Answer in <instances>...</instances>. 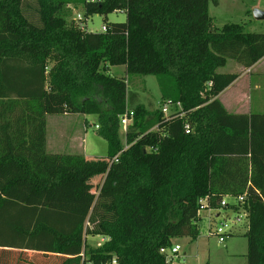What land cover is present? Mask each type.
Masks as SVG:
<instances>
[{
	"label": "trees",
	"instance_id": "1",
	"mask_svg": "<svg viewBox=\"0 0 264 264\" xmlns=\"http://www.w3.org/2000/svg\"><path fill=\"white\" fill-rule=\"evenodd\" d=\"M36 1L38 23L24 0H0V104L33 128L28 147L0 146V264H166L161 248L201 235L200 198L215 209L243 194L233 209L248 211L247 264H264V113H231L218 97L240 76L220 69L262 59L264 32L216 28L209 9L219 0H82L81 21L62 14L73 0ZM118 10L126 20L105 31L80 24ZM116 65L156 76L161 100L185 114L166 119L138 102L108 72ZM67 113L98 116L107 162L46 151L47 116ZM14 122H0L6 137L25 136L10 132ZM88 235L103 244L91 247Z\"/></svg>",
	"mask_w": 264,
	"mask_h": 264
},
{
	"label": "rangeland",
	"instance_id": "2",
	"mask_svg": "<svg viewBox=\"0 0 264 264\" xmlns=\"http://www.w3.org/2000/svg\"><path fill=\"white\" fill-rule=\"evenodd\" d=\"M24 5L26 7V14L29 16L30 20L38 23V13L37 10H35L37 9V1L24 0ZM255 8L264 9V0H219L217 5L210 1L209 10L213 19V24L218 29H221L227 23H240L244 25L246 31L264 32V20H258L254 17L253 11ZM62 14L67 17L69 21H76L79 14L85 18V8L82 0H73L67 4L62 10ZM126 18L127 15L124 10L114 11L107 16L104 14H93L88 17V20L85 21L86 23L84 25L87 24L88 31L101 32L103 31V26L107 22H122L125 21ZM235 63L237 62L233 59H229L227 65L222 67L221 70L234 72L237 70V65ZM110 67V74L115 76L119 75L120 77H125L127 79L128 91L137 94L138 102L144 103L148 106L149 102H151V110L159 109L161 107L163 101L160 100L161 92L156 76L128 74L124 65ZM259 70V73L254 75L253 82H255L256 79L264 77V67H261ZM249 94H252V106L256 107L254 110H263L264 112V86L263 88L261 87V89H253V91L252 88H250ZM89 120L93 121V124H90L87 127V137L94 145L91 153H93L94 156L101 158L102 162L105 163L107 162L105 159L108 158V143L103 137H100L99 134H97L98 129L96 124H98V119L96 115H91ZM72 122L74 123V120H72ZM72 122H70V119L62 120L61 126L63 124L69 125ZM78 122L80 123L81 120H78ZM124 133V129L121 127L120 135L123 141ZM226 200L232 203L235 202L233 197H228ZM229 213L231 218H233L235 213L233 211H229ZM208 214V210L200 211V217L202 218L199 221L201 235L197 240L192 241V238L190 237H181L177 240V242L182 245L183 250H187L189 254L192 255L194 251L196 252L194 259L192 258L190 260V264H201L202 260H206L207 263L210 261L211 264H247L246 253L248 243L247 238L242 234V230L247 227L246 219H242V221L234 227V234L232 236H230L225 242L220 243L216 236L208 234ZM86 239H88V243L91 247H99L104 241L99 235H88ZM38 258L41 262L44 261V264H53L50 261H54V258L49 257ZM188 263L189 262H185V264Z\"/></svg>",
	"mask_w": 264,
	"mask_h": 264
},
{
	"label": "crops",
	"instance_id": "3",
	"mask_svg": "<svg viewBox=\"0 0 264 264\" xmlns=\"http://www.w3.org/2000/svg\"><path fill=\"white\" fill-rule=\"evenodd\" d=\"M235 64L237 65L236 68L237 70L234 72L239 73L240 76L230 86H228L225 90H223L219 94L218 96L219 99L225 105L227 110L231 113H243V114H250L252 112L264 113L263 110H256V111L254 110L256 107L252 106V94H249L250 88H252L253 91V89H261V87L263 88L264 86V79H263L264 77L256 79L255 82H253L254 75L259 73L260 71L259 69L261 67H264V57L249 68H246L245 66H243L238 62ZM109 71H111L110 66L108 67V72ZM144 105L148 109L151 108L150 107L151 102H149V106L146 104ZM19 114H21L19 108H15L14 110H12L0 104V122L4 120L14 119L15 126L10 128V132L12 133L18 130L23 132V134L25 135L22 137L16 136L10 139L6 137L4 133V129L0 127V146L14 145V146L28 147L32 143V140L29 137V135H30V131H32L33 128H31L30 125L27 123L21 127L16 126V124H18L16 123V121ZM91 115L93 114H81V113L49 114L47 116L46 151L48 153H53V154H83L84 156L87 157L94 156V154L91 153V150L94 148L93 142H90L87 137L88 134L87 127L88 125L93 124V121L89 120ZM96 117L98 119L97 115ZM65 118L70 119V122L74 120V123L72 122L69 125L63 124L61 126V121L67 120ZM78 120H81V122L79 123ZM97 125L98 124H96V127ZM98 128L99 127H97V129ZM25 155L27 156V158H32V156L27 152ZM15 171H19V170L15 168L10 171H2V175L6 177H10ZM93 190L94 191L96 190V192H98L97 188H92L91 191ZM246 231H247V227L242 230V234L244 236ZM101 238L102 240H104L102 236ZM178 239L179 238H175L174 241L177 242ZM182 252L184 254L183 257L184 262L186 263L189 262L188 264H190V260L192 258L194 259L196 252L194 251L191 255L188 253L187 250H183V247H182ZM206 263H207L206 260H202L201 262V264H206ZM208 263L211 264L210 261Z\"/></svg>",
	"mask_w": 264,
	"mask_h": 264
},
{
	"label": "built area",
	"instance_id": "4",
	"mask_svg": "<svg viewBox=\"0 0 264 264\" xmlns=\"http://www.w3.org/2000/svg\"><path fill=\"white\" fill-rule=\"evenodd\" d=\"M83 19L84 17L81 14L77 16V20L81 21ZM80 24L82 27L85 26L83 22H81ZM106 29L107 27L106 25H104L103 31H105ZM160 109L163 112V115L166 119H171L173 117H180L185 114L182 104L180 102H175L171 99L162 102ZM133 117H134V111L132 110H127L126 113L121 116V125L124 129V132L127 131V128L131 124ZM97 127L99 126L97 125ZM152 129H157V127H154ZM185 130L188 133L191 131V124L189 121H186L185 123ZM128 147L129 144H127L125 141L124 149L120 151V153L113 158V161H118L119 155ZM245 196L246 194H243L239 197H233L235 199V202L233 203L226 200V198L231 196H226L222 201L223 208H215V209H212L208 206L207 197H202L199 199L198 203L201 206V210L209 211L208 234L216 236L220 243L225 242L230 236L234 234L233 233L234 227L239 222H241L242 219H246L248 225V219H247L248 211L243 207H240V209L238 210L233 209L234 205H238L244 202ZM229 211H233L235 213L233 218H231ZM160 252L165 256L166 264H185L183 259L184 254L182 252V245L179 242H174L171 246L161 248ZM107 264H119V262L114 258L110 263Z\"/></svg>",
	"mask_w": 264,
	"mask_h": 264
},
{
	"label": "water",
	"instance_id": "5",
	"mask_svg": "<svg viewBox=\"0 0 264 264\" xmlns=\"http://www.w3.org/2000/svg\"><path fill=\"white\" fill-rule=\"evenodd\" d=\"M254 17L258 20H264V9L255 8L253 11Z\"/></svg>",
	"mask_w": 264,
	"mask_h": 264
}]
</instances>
